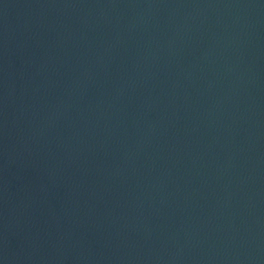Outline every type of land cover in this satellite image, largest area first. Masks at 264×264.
Instances as JSON below:
<instances>
[{
  "label": "water",
  "instance_id": "1",
  "mask_svg": "<svg viewBox=\"0 0 264 264\" xmlns=\"http://www.w3.org/2000/svg\"><path fill=\"white\" fill-rule=\"evenodd\" d=\"M0 264H264V0H0Z\"/></svg>",
  "mask_w": 264,
  "mask_h": 264
}]
</instances>
